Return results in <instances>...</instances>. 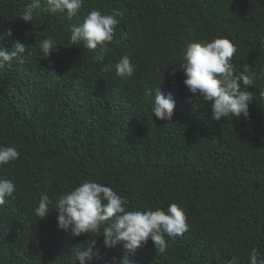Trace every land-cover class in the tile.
Listing matches in <instances>:
<instances>
[{
    "label": "trees",
    "instance_id": "16d2710c",
    "mask_svg": "<svg viewBox=\"0 0 264 264\" xmlns=\"http://www.w3.org/2000/svg\"><path fill=\"white\" fill-rule=\"evenodd\" d=\"M31 0H0V34L10 48L19 40L31 51L23 64L0 68V146L19 159L0 166L15 199L0 206V264H78L75 253L97 239L92 264H114L126 250L104 247L103 236L72 238L57 227L55 201L84 181L113 188L126 210H155L176 203L188 230L165 253L149 241L134 264H250L264 255V0H83L79 14L35 12ZM123 17L102 62L73 45L71 25L91 10ZM51 37L58 52L42 57L39 40ZM228 38L237 49L231 63L256 75L250 117L216 121L196 100L177 70L191 42ZM128 56L134 74L121 79L115 64ZM111 66L110 71H104ZM175 71V75L171 73ZM160 87L176 101L171 121L152 114L145 89ZM192 97V102H189ZM53 204L46 219L35 215L42 193Z\"/></svg>",
    "mask_w": 264,
    "mask_h": 264
},
{
    "label": "clouds",
    "instance_id": "9594fccd",
    "mask_svg": "<svg viewBox=\"0 0 264 264\" xmlns=\"http://www.w3.org/2000/svg\"><path fill=\"white\" fill-rule=\"evenodd\" d=\"M83 0H31L25 5L20 18L27 23L33 20L37 11L44 15H63L69 20L79 14ZM123 12L112 9L110 14H102L99 10H91L84 17L82 24L71 25L70 40L73 45L83 44L85 49L97 50L100 55L95 56L97 62H102L108 45L114 40L115 28L120 23ZM13 31L9 28L0 34V41L11 39ZM57 41L48 37L39 40L37 46L42 57L49 58L53 52H58ZM237 49L228 38H216L211 42H191L183 51L177 70L184 74V85L194 94L198 103L202 101L209 105L211 116L221 121L229 116L239 118L250 117L249 106L254 100L249 89L256 84V75L249 72L251 67L245 65L239 75L235 74L231 63ZM26 55H31L22 42L15 41L10 48L0 43V68H11L13 63L23 64ZM136 66L128 56L122 57L115 64L116 75L121 79L131 77ZM104 71H110L111 66H105ZM175 75V71L171 73ZM264 78V72L260 74ZM144 95L153 98L152 114L164 121H171L176 101L171 94L165 95L160 87L145 89ZM264 99V90L260 92ZM192 102V97H189ZM20 153L15 147L0 146V166H7L19 159ZM16 186L10 179L0 178V206L6 198L15 199ZM53 201L45 192L41 194L35 215L40 220L46 219L52 212L50 205ZM127 201L117 194L113 188L91 181H84L79 186L66 191L55 201L54 210L57 212V227L68 233L72 238L88 234L103 236L105 248L112 249L122 246L126 250L122 259L114 264H134L138 249L149 239L154 243L158 253L166 252L169 241L183 235L188 230L187 216L176 203L170 204L166 210L157 208L126 210ZM86 248L77 251L75 257L78 264H92L94 257L99 255L96 249L97 239H89ZM250 264H264V255L257 249L250 253ZM229 264H237L233 258Z\"/></svg>",
    "mask_w": 264,
    "mask_h": 264
}]
</instances>
